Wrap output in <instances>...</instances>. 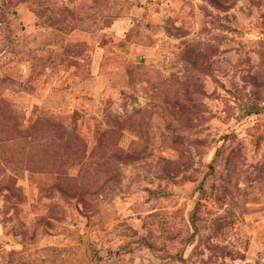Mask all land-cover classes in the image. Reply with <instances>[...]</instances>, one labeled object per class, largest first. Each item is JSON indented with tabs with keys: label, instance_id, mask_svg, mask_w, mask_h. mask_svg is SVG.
Here are the masks:
<instances>
[{
	"label": "rangeland",
	"instance_id": "374dc122",
	"mask_svg": "<svg viewBox=\"0 0 264 264\" xmlns=\"http://www.w3.org/2000/svg\"><path fill=\"white\" fill-rule=\"evenodd\" d=\"M0 264H264V0H0Z\"/></svg>",
	"mask_w": 264,
	"mask_h": 264
}]
</instances>
